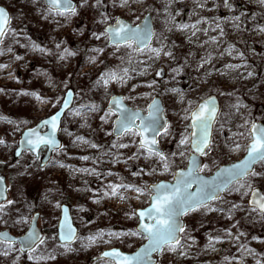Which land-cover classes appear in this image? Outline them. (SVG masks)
<instances>
[{
  "label": "rangeland",
  "instance_id": "1",
  "mask_svg": "<svg viewBox=\"0 0 264 264\" xmlns=\"http://www.w3.org/2000/svg\"><path fill=\"white\" fill-rule=\"evenodd\" d=\"M76 2V15L60 16L48 15L44 0H0L12 13L13 30L0 45V173L6 176L8 185V199L0 209V230L9 228L15 235L23 234L34 214L40 213L38 225L45 244L33 255L55 257L41 264H113L100 258L104 250L134 251L146 239L142 235L110 237L108 233L137 232L138 218L133 213L149 205L151 193L145 191V195L137 197L134 191L121 189L124 199L103 194L109 191L110 184L142 187L171 181L176 169L187 166L190 148H179L173 155L186 133L174 148L168 147L173 132L189 122L184 119L190 114V110L185 112L189 101L195 107L200 100L216 96L222 112L223 100L236 104L243 97L250 100L239 104L233 114L226 109L221 121L219 116L213 149L201 165L203 173L212 174L222 164L246 154L250 123L264 122V4L260 0H227V6L225 0H130L129 5L121 7L120 0H101L100 5L96 0H87L81 7L83 0ZM147 12L153 16L156 31L150 48L164 46L159 56L147 48L136 51L129 64L119 63V58L132 48L123 46L117 51L108 46L106 38L96 40L93 36L94 32H104L119 17L138 24ZM105 18L106 23H101ZM180 25L189 27L181 30ZM242 35L253 41L249 52L238 42ZM34 44L45 52L35 50ZM97 48L103 52L92 51ZM65 49L74 55L68 56ZM61 54L64 59H60ZM260 62L261 73L256 68ZM161 67L165 77L157 79L155 75ZM123 69L128 70L124 83L113 81L107 88L97 85L102 73L115 70L124 75ZM69 88L75 96L62 122L63 148L54 151L43 167L47 148L42 149L39 158L30 151L16 157L23 131L54 114ZM116 94L131 97L126 99L128 103L144 111L156 97L162 99L169 125L174 121L171 134L159 139L160 147L171 153L167 171L158 157L137 151L138 137L114 136L116 116L101 119L108 111L109 99ZM93 105L95 111L90 110ZM234 142L240 144L239 150ZM120 143L129 147H113ZM181 151L183 156L179 155ZM259 165L256 171L264 173V164ZM252 186L264 192V179L255 180ZM249 196L250 193L242 198L235 190L226 191L211 205L222 211L197 210L185 215V232L181 236L185 254L165 250L158 264H264V218L247 208ZM8 201L13 203L9 205ZM64 203L69 205L79 230L76 242L67 248L60 246L57 236ZM16 222L24 225L20 232L12 230ZM202 229L204 235L199 240L196 236L202 234ZM101 233L102 240L89 243V236ZM0 264L33 261L27 253L0 244Z\"/></svg>",
  "mask_w": 264,
  "mask_h": 264
},
{
  "label": "snow or ice",
  "instance_id": "2",
  "mask_svg": "<svg viewBox=\"0 0 264 264\" xmlns=\"http://www.w3.org/2000/svg\"><path fill=\"white\" fill-rule=\"evenodd\" d=\"M36 2V0H34ZM131 2L139 3L140 0H131ZM264 4V0H260ZM87 3V0H83L81 7ZM130 0H120V6L124 7L129 5ZM227 6V0H225ZM46 11L48 15H76L77 8L72 3V0H45ZM96 4L100 5L101 0H96ZM103 15V14H102ZM47 18V17H46ZM238 19V18H237ZM106 23V18L100 21ZM189 25H180V29H186ZM195 28V25H191ZM13 31L10 28V20L8 13L4 8H0V44L8 36L9 32ZM264 31V29H261ZM96 40H101L102 37L106 38L107 44L110 47H114L117 51L121 46L127 48H134L135 51H142L143 48H150V39L154 36V32L146 25L143 29L139 26L132 27L123 23L121 20L116 19L114 25H109L102 33H93ZM60 45H57L59 48ZM33 48L41 53L45 52L44 48L38 45H33ZM164 50V46L161 45L159 49L150 48V51L157 56ZM94 52H103L102 48L93 49ZM64 53L68 56L74 55L68 49L64 50ZM165 55L171 56V52H165ZM64 54H61L60 59H64ZM20 59V57H17ZM95 62V58H91ZM131 61H129L130 63ZM3 67V66H0ZM235 67V66H229ZM124 75H120L115 70H109L100 75L97 80V85L107 88L113 81L121 83L125 82L127 77V69L122 70ZM177 72L179 70H176ZM251 73H249V76ZM151 86V85H149ZM171 91H179L172 89ZM27 95V93H25ZM71 96V93H68ZM39 98V97H38ZM131 97L117 99L112 97L108 111L105 113L102 120L107 121L112 116H116L114 122V133L118 138L129 136L130 138L138 137V149L137 151H143L148 154L149 157L155 156L159 158V161L163 163L165 171L169 169L168 158L159 150L158 137L170 135L171 126L163 121V114L160 105L154 100L152 105L149 106V113L147 117H141L138 111H131L124 106L123 100L130 99ZM69 104L68 100H64L63 106ZM113 106L116 111H113ZM90 110L95 111V106H91ZM184 119L190 120L191 123L187 126L185 132L186 135L181 136L178 142V148L187 146L191 149L192 155L189 157V168L187 172L180 171L174 173L176 177V183L174 185L158 184V185H144L138 187L131 184H110L108 185L109 191L104 192L105 197L120 196L121 199L125 197L121 193V189L124 191H134L137 197L145 195V191L151 193L150 201L151 206L145 210H141L138 213H133L139 220V231L131 233H108V235L119 238L120 236L143 235L147 239L148 244L138 251L134 255H123L117 250L104 253L105 256L111 257L115 264H150V257L153 252L163 253L165 250L184 255L183 247L181 243V233L185 232L184 225L180 222V217L185 216L191 212H195L200 209L207 211H222V209L212 207V202L222 199L221 193L224 191L235 190L241 193V197L249 195L251 193V199L249 201L250 210L257 212L261 216H264V193L257 191L253 188L252 184L257 179H264V173L257 172L254 165L260 163L264 164V126L258 125L255 122L250 123L248 128L249 143L246 145L247 155L244 160L239 163L233 164L231 167L220 169L217 179L208 181L203 180L198 175L200 171L197 155L207 156L213 149L212 140V128L217 119V108L214 100H204L202 103H198L195 107L192 106V102L189 101V109H186ZM77 115L80 113L77 112ZM61 113L58 111L56 114L50 116V118L44 119L35 128L29 129L25 134V138L22 141L26 145V150L31 151L39 155L41 148H59L60 146L56 142V131L59 127ZM139 120V123H137ZM248 122L246 121V124ZM243 127V125H242ZM45 129H49L45 131ZM187 129H191L188 131ZM112 134V133H109ZM239 135H244L239 133ZM81 139L82 138H78ZM87 143V141H83ZM135 143V139H133ZM3 143V141H0ZM235 149L239 150L241 147L239 143L234 142ZM96 147V145H92ZM113 147L126 148L128 144L120 143L119 145L113 144ZM232 150V149H230ZM19 155V153H17ZM175 155V154H173ZM179 155L183 156L184 152L181 151ZM84 159H87L85 157ZM204 167H207L205 165ZM82 171H88L83 169ZM152 171H156L153 169ZM143 172V170H141ZM138 173H134L137 175ZM111 175V173H109ZM3 180L0 179V184ZM197 185L195 193L191 192L192 185ZM235 186V188H233ZM241 189L245 191L241 192ZM6 191V189L4 190ZM0 199H6L3 196V192H0ZM9 205L12 201L7 202ZM4 205L0 204V209ZM240 205H233V208H239ZM229 218H231L229 216ZM36 218H33L35 221ZM148 221V222H145ZM19 222V221H18ZM23 222L27 223L26 220ZM60 240L66 242L74 241L76 237L75 230L71 227L67 216L61 224ZM231 235V233H227ZM103 233L99 236H89L87 239L89 243H95L97 239H103ZM243 235V233H240ZM218 242V240L216 241ZM0 244H6L9 248L15 249L21 253H27L28 258L33 261V264H41V261L48 258L54 259L51 254L48 256L41 254L33 255V253L39 252L42 245L45 244V238L42 237L37 231H30L27 236L21 240H16L10 237L7 233H0ZM213 244V240L210 238L209 245ZM17 245L19 247L17 248ZM67 248V244L60 245ZM87 246V245H85ZM70 250V249H69ZM6 254V253H5Z\"/></svg>",
  "mask_w": 264,
  "mask_h": 264
},
{
  "label": "water",
  "instance_id": "3",
  "mask_svg": "<svg viewBox=\"0 0 264 264\" xmlns=\"http://www.w3.org/2000/svg\"><path fill=\"white\" fill-rule=\"evenodd\" d=\"M44 3H45V0H44ZM72 3H73L75 6L77 5V3H76L75 0H72ZM45 5H46V4H45ZM0 8H4L5 11L8 13L9 20H10V23H11V12H10L9 8L6 7L5 5L1 4V3H0ZM118 19L121 20L123 23H125V24L128 25V26H132V27L139 26L141 29H143V28L145 27V25H146L149 29H151V30L154 32V36H155V23H154V20H153V16H152V14H151L150 12H147V13L145 14L144 18H143L138 24H135V25H134L133 23H131L128 19H125V18H123V17H119ZM114 24H115V22H114V23H111V24H109V25H114ZM109 25H108V26H109ZM108 26H107V27H108ZM154 36L151 37V39H150V44H151V42H152ZM122 46H123V45H122ZM134 48H135V46H134ZM144 49H147V48H143V50H144ZM155 77H156L157 79H162V78H164V77H165V69H164L163 67L159 68L158 71H157V73H156V75H155ZM68 93H71V96H68ZM74 96H75V91H74L73 89H68V90H66V92H65V94H64V97H63V99H62V103H61L59 109L54 113V114H56L58 111L61 113V115H60V121H59V127H58V129H57V131H56V142H57V144H58L60 147H59V148H56V149H53V148H47V150H46V155H45V157L43 158V161H42V166H45L46 163L51 159V156H52V154H53L54 151L60 150V149L62 148V146H63L62 139L60 138V131H61V126H62V121H63V119H64L66 113H67V112L73 107ZM112 97H116L117 99L125 98V96L122 95V94H116V95H114V96H112ZM112 97L109 99V102H108L107 108H109L110 101H111ZM209 99L214 100V102H215V105H216V108H217V119H218L219 114H220V111H221V103H220V100L218 99V97H216V96H209V97H207V98H205V99L199 101L198 103H202L204 100H209ZM64 100H68V101H69V104H68L67 106H63V102H64ZM154 100L160 105V108H161V110H162V114H163V120H162V122H163V121H166V122L169 124V122H168V117H167V115H166V113H165L164 104H163V102H162V99H161L160 97H156ZM154 100H153V101H154ZM153 101L148 105L146 112H145L143 109L132 107L131 105L128 104V102L126 101V99L123 100V103H124V106L127 107L129 110H131V111H138L141 117H147V116H148V113H149V106L152 105ZM198 103H197V104H198ZM197 104H196V105H197ZM113 111H116V109H115L114 106H113ZM52 115H53V114H52ZM52 115H50V116H52ZM50 116H48V117H46V118H44V119L50 118ZM44 119L40 120L37 124H35V125H33V126L27 128V129H25V130L23 131V133L21 134V136H20L19 139H18V145H17V148L15 149V156H16V157L20 156L24 151H27V150H26V145H24V144L22 143V141H23L24 138H25V134L29 131V129H31V128H35V127H36L39 123H41ZM217 119H216V121H217ZM115 120H116V119H115ZM115 120H114V122H115ZM216 121L214 122V124H213V128H212V139H213V133H214V127H215V123H216ZM137 123H139V120H137ZM190 123H191V121H190ZM255 123H257L258 125L264 126V122H262V121H255ZM113 129H114V126H113ZM48 130H49V129H46L45 131H48ZM113 134H114L115 137H117L116 134L114 133V131H113ZM159 138H160V137H158V147H159V150H160L161 152H163L162 148H161L160 145H159ZM42 149H43V148H41V149L39 150V155H37V154L34 153V152H31V151H30V152H31L35 157L39 158V156H40V152H41ZM17 153H19V155H17ZM191 155H192V152H191L190 156H191ZM246 155H247V152H246V154H245L241 159L236 160V161L231 162V163H226V164L221 165V166H220L219 168H217L212 174H205V173H203V172L200 170V171L198 172V175H199L200 178L203 179V180H208V181L216 180V179H217V176H218V173L220 172V169L227 168V167H231L233 164L239 163L240 161L244 160V158L246 157ZM190 156H189V157H190ZM202 161H203V156L197 155V162H198V165H199V168H200V169H201ZM258 164H259V163H258ZM258 164L254 165V168H256V166H257ZM189 166H190V165H189V161H188V164H187L186 167H183V168H179V169H177V170L175 171V173H178V172H180V171H185V172H187ZM0 179L3 180V183L0 184V192H3V196L6 197V199H0V204H2V203H4V202H6L7 199H8V185H7V178H6V176H5L3 173H0ZM161 183L168 184V185H174V184L176 183V177H175V175H174V177H173V179H172L171 181L162 180V181H159V182H157V183H153V184H151V185H158V184H161ZM5 189H6V191H4ZM255 189H256L257 191H260L261 193H264V192H263L260 188H258V187H256ZM196 190H197V185L193 184L192 187H191V189H190V191L193 192V193H195ZM225 192H226V191L222 192V193H221V196H222ZM250 199H251V193H250V196H249V199H248V205H249V206H250V204H249ZM150 206H151V201H150V204H149L147 207L137 209V210H136V213H138V212L141 211V210H145V209L149 208ZM65 216H67L68 221H69V223L71 224V227L75 230L76 237H77V236H78V232H79V230H78V227L76 226V224H75V222H74V219H73V216H72V213H71L70 207H69L67 204H63V205L61 206V208H60V217H59V222H58V225H57V236H58V240H59V242H60L61 244L71 245V244H73V243L76 242L77 238H76L74 241H72V242L61 241L60 238H59V237H60V233H61V227H60V226H61V224L63 223V221H64V219H65ZM33 218H36L35 221L33 220ZM33 218H32L31 221H30V224H29V228H28V230H27L26 232H24L23 234H21V235H18V236H17V235H14L9 229H2V230H0V233H7V234H8L10 237H12L13 239L21 240V239L25 238V237L27 236V234H28L30 231L35 230V231H37V232L43 237V232H42L41 228H40L39 225H38V222H39V219H40V213H35L34 216H33ZM145 222H148V221H145ZM180 222H181V223L184 225V227H185V216L180 217ZM139 223H140V222H139V220H138V224L136 225V230H137V231H139ZM142 236H143V235H142ZM181 236H182V233H181ZM147 244H148V241H147V239H146L145 242H144L142 245H140V246H139L136 250H134V251H123V250L120 249V248H111V249H107V250H104V251L100 254V258L108 259V260L112 261L113 264H115V262L113 261V259H112L111 257H107V256H105L104 253H106V252H111V251H113V250H117V251L121 252L123 255H129V256H131V255L136 254L138 251H140L142 248H144ZM18 247H19V245H18ZM23 254H26V253H23ZM161 254H162V253H159V252H153V253L151 254V257L149 258V259H150V264H157V263H158V258L160 257Z\"/></svg>",
  "mask_w": 264,
  "mask_h": 264
},
{
  "label": "trees",
  "instance_id": "4",
  "mask_svg": "<svg viewBox=\"0 0 264 264\" xmlns=\"http://www.w3.org/2000/svg\"><path fill=\"white\" fill-rule=\"evenodd\" d=\"M16 15H18V14H16ZM238 42H240L241 44H243V45H245V51L246 52H249L250 51V49L253 47V45H252V43H253V41L250 39V37L248 36V37H246V36H244V35H242L239 39H238ZM134 54H137V52L132 48L131 49V51L130 52H128V53H126L125 55H123L121 58H119V63H124V64H129V61H131L132 60V57H133V55ZM262 64H263V62H260V63H257L256 64V68H257V70H258V72L259 73H261V67H262ZM244 102V104H247V103H250V100L248 99V98H244L243 97V100H241L240 99V101H239V103H235L234 101H230V102H227V100L226 101H222V112H221V117H220V121H221V119L223 118V117H225L226 115L224 114V111L227 109L228 110V112H229V114H233L235 111H236V109H237V107H238V105L239 104H242ZM218 120H219V118H218ZM174 122V121H173ZM173 122L171 121L170 123H171V126L173 125ZM218 124V121H217V123H216V125ZM189 125V122L188 121H186L185 123H184V125L180 128V129H178V130H176V131H174L173 132V140L171 141V144H170V146L168 147V149H170V148H174L176 145H177V142H178V140H179V138H180V136L185 132V130H186V128H187V126ZM188 131H190V129H187ZM186 133V132H185ZM178 149L179 148H175L174 149V152H173V154H175L176 155V151H178ZM167 150V149H166ZM164 151V154L166 155V157L168 158V160L171 158V153L169 152V151ZM9 165V164H8ZM260 165H258L257 167H259ZM256 167V168H257ZM249 210H250V208L249 207H247ZM200 210H205V209H200ZM200 210H198V211H200ZM258 214V213H257ZM189 215V214H188ZM260 215V214H259ZM261 216V215H260ZM263 218H264V216H262ZM23 224H18L17 222H16V224L15 225H12V230H14L15 232H20L21 230H23ZM203 235H204V231H203V229H202V234L201 235H197L196 237L199 239V240H202V238H203ZM201 238V239H200ZM82 264H88V261L87 262H85V263H82Z\"/></svg>",
  "mask_w": 264,
  "mask_h": 264
},
{
  "label": "flooded vegetation",
  "instance_id": "5",
  "mask_svg": "<svg viewBox=\"0 0 264 264\" xmlns=\"http://www.w3.org/2000/svg\"><path fill=\"white\" fill-rule=\"evenodd\" d=\"M205 99V98H204ZM219 99V98H218ZM203 100V99H202ZM201 101V100H200ZM220 103H221V101H220ZM220 113H221V111H220ZM219 116H220V114H219ZM219 118V117H218ZM116 119V118H115ZM217 121H218V119H217ZM217 121H216V123H217ZM169 122V121H168ZM216 123H215V126H216ZM189 124H190V120H189ZM190 131H191V129H190ZM214 131H215V127H214ZM213 135H214V133H213ZM160 139V138H159ZM160 142V141H159ZM160 145V144H159ZM163 150V149H162ZM163 153H164V150H163ZM191 154V153H190Z\"/></svg>",
  "mask_w": 264,
  "mask_h": 264
}]
</instances>
